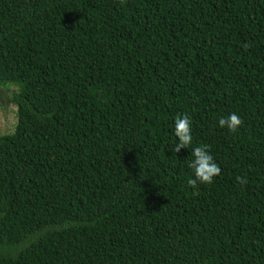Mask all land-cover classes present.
Masks as SVG:
<instances>
[{
    "label": "trees",
    "instance_id": "1",
    "mask_svg": "<svg viewBox=\"0 0 264 264\" xmlns=\"http://www.w3.org/2000/svg\"><path fill=\"white\" fill-rule=\"evenodd\" d=\"M1 97L0 264H264V0H0Z\"/></svg>",
    "mask_w": 264,
    "mask_h": 264
},
{
    "label": "clouds",
    "instance_id": "2",
    "mask_svg": "<svg viewBox=\"0 0 264 264\" xmlns=\"http://www.w3.org/2000/svg\"><path fill=\"white\" fill-rule=\"evenodd\" d=\"M240 123V117L234 112L229 113L226 118L221 117L218 119L219 126H226L229 131H235ZM173 133L177 138L175 152H178L180 148H186L192 143L190 120L187 115H178L174 118ZM206 148L207 146L192 148L193 158L188 162V166L193 169L194 179L188 180L190 185H194L197 182L210 183L213 177L219 173L218 165Z\"/></svg>",
    "mask_w": 264,
    "mask_h": 264
},
{
    "label": "rangeland",
    "instance_id": "3",
    "mask_svg": "<svg viewBox=\"0 0 264 264\" xmlns=\"http://www.w3.org/2000/svg\"><path fill=\"white\" fill-rule=\"evenodd\" d=\"M0 136L12 133L16 123L15 107L7 102L4 97L0 98Z\"/></svg>",
    "mask_w": 264,
    "mask_h": 264
}]
</instances>
